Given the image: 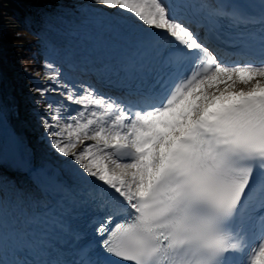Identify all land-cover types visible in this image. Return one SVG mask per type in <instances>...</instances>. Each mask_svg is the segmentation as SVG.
Masks as SVG:
<instances>
[{"label":"snow or ice","instance_id":"snow-or-ice-1","mask_svg":"<svg viewBox=\"0 0 264 264\" xmlns=\"http://www.w3.org/2000/svg\"><path fill=\"white\" fill-rule=\"evenodd\" d=\"M77 8L36 88L37 107L64 97L40 116L47 153L0 109V264H264V0Z\"/></svg>","mask_w":264,"mask_h":264},{"label":"trees","instance_id":"trees-1","mask_svg":"<svg viewBox=\"0 0 264 264\" xmlns=\"http://www.w3.org/2000/svg\"><path fill=\"white\" fill-rule=\"evenodd\" d=\"M1 1V0H0ZM35 3H40L42 0H30ZM30 6H26V10H30ZM2 10V8H0ZM23 11L18 9L16 17L20 21ZM0 39L5 41V56L14 63L16 72V84L21 89L28 88L32 82L25 76L23 69L29 70H44L42 65L43 56L38 52L39 42L32 29L21 24L18 29L5 27L0 32ZM46 61V60H45ZM26 105H30L29 96H25Z\"/></svg>","mask_w":264,"mask_h":264},{"label":"rangeland","instance_id":"rangeland-1","mask_svg":"<svg viewBox=\"0 0 264 264\" xmlns=\"http://www.w3.org/2000/svg\"><path fill=\"white\" fill-rule=\"evenodd\" d=\"M86 3L87 4H90L91 3V0H59L58 3L55 6V8H56L55 9V12L68 11V12H72V13H78L79 10L77 8V5H85ZM5 5L13 6L11 3H8V2H5ZM101 7H103V6H101ZM106 10H108V9H106ZM120 13L122 15H124V13L122 12V10H121ZM43 14H45V13H42V15ZM7 22H10V21H7ZM44 62H45V60L42 59V65H44ZM36 74H38V73H36ZM43 82H45V80H43ZM50 83H51V81L46 82L45 86L47 84H50ZM33 92L36 94V90L31 91V93H33ZM33 98H35V102H34L33 106L26 108V109H28L27 111H28V114H29V117L27 119H29L30 121L33 122L31 131H30V134L35 139V143H36L37 147L39 149H41L42 151H44V152L47 153L48 150H47L46 144L41 140V137L43 135V132L41 134V131H42L41 128L40 129L37 128V124L35 122V118H38V120H40V116L44 115L43 109H44L45 105L50 101V99H54V98L44 97L43 98V104L40 105L39 107H37L36 100L37 99H41V98L38 95L35 96V97H33ZM63 99H64V97L61 96V98H56V99H54V101L55 102H59V101H62ZM23 100L24 99L22 98V101ZM46 100H47V103H46ZM55 106L56 105L54 104V107ZM61 106L63 107V105H61ZM70 107L73 109L72 105ZM51 154H53L54 156H57L58 157V154H56L55 152H51Z\"/></svg>","mask_w":264,"mask_h":264},{"label":"bare ground","instance_id":"bare-ground-1","mask_svg":"<svg viewBox=\"0 0 264 264\" xmlns=\"http://www.w3.org/2000/svg\"><path fill=\"white\" fill-rule=\"evenodd\" d=\"M11 2L13 1V3L18 2V0H10ZM79 12L78 13H69V12H61L59 13V17L57 16V19L54 21L55 23H57L58 25L63 26L65 29H63V31H65V37L66 39L71 43L73 41H71V38L67 35V29L70 26V23L74 20L77 19V17L79 16ZM5 21V19H4ZM2 21V22H4ZM7 22V21H6ZM74 43V42H73ZM11 70L9 69L8 66H6L3 62L2 59L0 57V101L1 99L5 100L6 98H17V93L16 90L13 88V86L11 85ZM11 100V99H9ZM22 122H25L26 126L28 125L30 127L31 123L30 121H25V119L21 120ZM15 126L17 128H24L25 125H18L15 124ZM45 154L44 153H40V155Z\"/></svg>","mask_w":264,"mask_h":264}]
</instances>
